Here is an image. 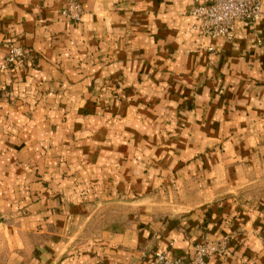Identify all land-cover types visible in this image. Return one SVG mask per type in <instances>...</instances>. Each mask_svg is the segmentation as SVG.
Returning <instances> with one entry per match:
<instances>
[{"label": "crops", "instance_id": "obj_1", "mask_svg": "<svg viewBox=\"0 0 264 264\" xmlns=\"http://www.w3.org/2000/svg\"><path fill=\"white\" fill-rule=\"evenodd\" d=\"M78 1L75 22L69 0H0V65L26 50L0 71V264H152L225 237L211 264H264V195H231L264 174V0L232 40L197 34V0ZM64 159L82 172L61 178ZM107 171L142 207L83 239L72 229L97 215L90 200L118 192L100 185ZM154 188L179 214L151 220Z\"/></svg>", "mask_w": 264, "mask_h": 264}, {"label": "rangeland", "instance_id": "obj_2", "mask_svg": "<svg viewBox=\"0 0 264 264\" xmlns=\"http://www.w3.org/2000/svg\"><path fill=\"white\" fill-rule=\"evenodd\" d=\"M70 1V0H69ZM79 22V21H77ZM14 46V45H12ZM9 47L10 48L12 47ZM21 47V46H19ZM23 52H24V56L23 58H21L17 64L15 65H7L5 68H3V65L6 63V59L7 56L4 60V62L0 65V71H11L12 69H14L18 63L24 59V57H26V50L25 48L21 47ZM9 53V51H8ZM12 90H9V94L8 97L10 98L12 95ZM90 155V154H89ZM62 156V155H61ZM95 160L96 157L94 156V154H92V156L90 157V160ZM144 158L142 157V153H135V160H143ZM63 161V160H61ZM59 163L60 160H59ZM58 163V164H59ZM64 165L63 168L60 171L59 176L61 178H72L76 175H78L77 173L82 172V169L80 167H74V163L72 162L71 165L69 166L68 163H66L65 159H64ZM76 164V163H75ZM50 170H47L46 168H42L41 167V163L38 166V168L35 170V177H38V181L43 182L42 186L44 188L49 189V185H47L48 181H45V179L47 178V174L49 173ZM142 171V169L140 170ZM87 172H89V170H87ZM91 173H94L93 171H90ZM121 172H124L125 176H126V171L125 170H120V176H121ZM231 172H235L234 170H232ZM91 177H93L94 175L91 174ZM44 177V179H43ZM52 179L54 178L53 173H52ZM202 179V181H205L203 174L201 175V173L199 172L198 175H194V181H198V179ZM200 181V180H199ZM189 182V181H188ZM92 183H94L93 179H92ZM120 183V182H119ZM118 183V184H119ZM59 185V188H62V185H60L61 183L58 182L57 183ZM99 184V183H97ZM137 183H135L136 185ZM100 185L103 188H106L107 193L112 191L113 193L118 190L117 194L109 201H103V202H98V200L96 199H92L90 200V204H92L94 207L91 208V210H95V213L97 214L96 216H93V218H88V221H85L86 218H81L80 222L78 223V225L76 227H74L72 229V231H74L72 234H76L78 235L80 232V237L84 238H90L92 236H94L96 233H98V229H99V225H101L102 223H108L111 221H115L117 219L120 218V216L123 214H125L126 210H131L132 206L133 208L136 210H139L140 207H142V204H139L137 202H135L132 205V199L129 198H125L127 197V194L122 192L123 191V187H125L124 185H116L115 183V179H113L110 176V173L107 171L105 174L102 175L101 180H100ZM92 186V184H91ZM121 186V187H120ZM138 185L135 186V188H137ZM183 187H185L186 189L189 188V183L185 186L183 185ZM206 187H210L207 183H205V185L201 184L200 188H206ZM50 189H52L50 187ZM183 188L181 187V190ZM47 191H43L42 187L40 192H47ZM164 191V190H163ZM175 193L174 195H178V188L175 189ZM111 192V193H112ZM112 193V194H113ZM136 196L141 198L138 194V192L135 190ZM264 195V174H262L260 176V180H258V182L256 183H250L248 185H245L241 188H238L236 190V192L234 194H231L232 197H235L238 201L239 200H244V199H254L256 197L259 198L260 195ZM171 197V193H168L167 190H165L164 192H161L159 188H154L153 190H151L150 192V205L148 207L150 209V213H149V217L151 218L152 221L157 220V219H161L162 217H166V216H170L173 214H179L178 211H174L173 208L176 207V204H178V202L176 200H170ZM54 200H56V206L55 208L57 209V213L59 212V214L62 212V205L66 204V199H65V195L64 192L62 190H55L54 192V196H53ZM137 198V199H139ZM127 199H129L127 201ZM136 199V200H137ZM247 200V201H248ZM74 204V202H73ZM129 204V205H128ZM128 205V206H127ZM141 205V206H140ZM96 206H99V208H97L96 210ZM124 212V213H123ZM118 213H122L121 215H119ZM118 214V215H115ZM136 219L138 220L139 218L136 217ZM62 223V222H60ZM85 225V228L83 227ZM46 234L44 236H42L41 238H39V242L40 244H43L45 239H46ZM210 241H220L224 243V250H222V252H224L227 248V242H228V238H220V239H215V240H210ZM38 250H36L34 252V254H37Z\"/></svg>", "mask_w": 264, "mask_h": 264}, {"label": "built area", "instance_id": "obj_3", "mask_svg": "<svg viewBox=\"0 0 264 264\" xmlns=\"http://www.w3.org/2000/svg\"><path fill=\"white\" fill-rule=\"evenodd\" d=\"M191 13L198 19L195 28L199 36L232 40L235 36L236 21L251 25L261 17L262 0H197ZM63 14L75 22L80 21L83 14L82 5L78 0H70ZM205 48L213 50L211 46ZM23 56L21 47L12 46L3 68L17 64ZM222 250L223 242L206 240L196 243L190 258H175L166 251L157 250L153 255L152 264H211L210 258Z\"/></svg>", "mask_w": 264, "mask_h": 264}]
</instances>
